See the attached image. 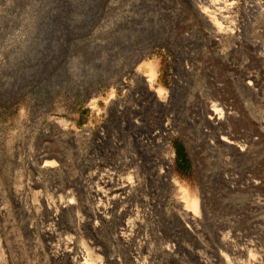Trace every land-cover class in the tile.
<instances>
[{
	"label": "rangeland",
	"instance_id": "374dc122",
	"mask_svg": "<svg viewBox=\"0 0 264 264\" xmlns=\"http://www.w3.org/2000/svg\"><path fill=\"white\" fill-rule=\"evenodd\" d=\"M200 2L0 0V264H68L52 258L67 241L89 264H226L224 235L248 249L228 262L264 264V16L240 0L234 32L219 39ZM144 64L172 97L167 108L129 72ZM212 106L230 114L245 153L218 143L228 129L207 122ZM63 124L74 133L53 127ZM156 132L166 148L143 146ZM164 157L171 191L151 179ZM132 174V200L99 211V179ZM184 198L198 203L194 237L176 214Z\"/></svg>",
	"mask_w": 264,
	"mask_h": 264
},
{
	"label": "bare ground",
	"instance_id": "6f19581e",
	"mask_svg": "<svg viewBox=\"0 0 264 264\" xmlns=\"http://www.w3.org/2000/svg\"><path fill=\"white\" fill-rule=\"evenodd\" d=\"M203 1L207 4V7L205 8V10H203L202 7H198L196 5L197 10L199 9L198 10L199 16L202 19L203 23L208 28L213 30L216 34V37H218L219 39L224 37L226 34H228V35L232 34L234 32L235 28L233 25V21L231 20L232 17H230L229 15L231 13V10H233V6L237 2H239L240 0H231V1H229V0H201V2H203ZM255 8H256V20H257V19L264 16V0H256V7ZM229 37H231V36H229ZM214 41H216V40L214 39ZM146 68H147V65L144 64V65H141L139 67V69L129 70V72L131 74H133V76H137L138 78H140L142 80L143 84L141 86V91L144 95H146V98H148V100L152 104V106L162 105L164 108H167L168 105L170 104L172 97L171 96L169 97V95L167 93L162 94V89L160 87L158 89H156L154 87L155 76H154V74H152V72H150V75H148V74L142 75L140 73L141 71H143V73H144V70ZM150 71H151V69H150ZM248 84L251 86L252 83L250 84L248 82ZM121 85L124 87L127 86L125 79H123V81L121 82ZM229 117H230V114L228 112H223L220 109H218L216 106H212L211 108H209V113H208L206 119H207V122L213 127H220V129H222V130L228 129V133L224 134L223 137H219V140H218L219 144H221L222 146L227 147L229 149H233V150L237 151V153H239V154H243L247 151L248 147L245 144L241 143L238 139H236V137L233 136L230 129L227 128V125L229 126V124H228ZM139 123H140L139 121H132V124L134 126H138ZM53 127L60 129L62 131H68V132L74 133V129L68 124H63L61 126L53 125ZM161 127H162V131H161L162 133L169 131L168 125H162ZM157 136H158L157 132L154 133L153 135H151V138L153 139L154 142H150L148 140H144V141L141 140V143L143 144V146H147V145L150 146L151 144H156V145H161L163 148H166V142L163 141V143H159L157 141ZM162 136H164V134ZM161 160L163 162L162 163L163 167L161 169H159V171L157 170L158 171L157 173L152 174L151 179H153L154 181L161 182L164 186H166L169 189V191H171V190H173V188L176 187L175 179L172 176V163L166 157H164ZM48 167H50V166H48ZM134 176L136 177L137 175L134 174ZM129 177H131V176H129ZM138 177L139 176H137V179H138ZM133 178L134 177L132 174V178H128L125 180L121 179V178H118L116 180L114 178L110 179V178H106V177L99 179L98 184L95 186L94 191H93L94 197L97 198L98 203H99V206H98L99 211H101V212L103 211V213L107 212V210L110 209L109 207L112 204H114L118 201H122V199H123L122 197H124V199L127 198V199L132 200L133 195H135V193L137 191V188H136L137 179L135 180V178L134 179ZM253 184H255V183H253ZM141 200L146 201L143 198H141ZM71 206H74L73 202L71 200L68 202L66 201L65 206L64 205H60L59 207L55 206L56 210L54 209L53 212L50 210L52 212L50 214L52 215V217L57 218L67 208L68 209L71 208ZM142 206H143V204H142ZM49 207L51 208V206H49ZM128 208H130V207H128ZM138 208H139V205L138 206L132 205L131 206V212L132 213H140V210ZM178 208H179L178 210H180L181 213L177 211L176 214L179 213V216L181 217L180 221L183 225L182 226L183 229L185 230L186 234H189L191 237H194V234L197 232V229H199L197 226L200 224V215L198 212V203L196 201H191V200H187V198H184L181 200V203L179 204ZM138 217L140 218L142 216H138ZM133 233H134V227L132 226V224L130 222H128V223L123 225L122 233L120 234L119 238L123 239L124 241L132 240ZM50 235L52 236V232ZM229 241H230V235H224L220 238V242H221L220 245L223 247V249H225L226 254L221 253L218 256H219V258L222 257L223 258L222 260L226 259V261H224L226 264L232 263V262H228L229 259H227L228 258L227 255L235 256V257L236 256L242 257L241 255H244L248 251L247 248L246 249H240V248L234 249V248L226 247L225 245L229 244L228 243ZM65 246L66 247L64 248V250H60L59 248H57V250L55 251V249H54L55 252L52 253V258L54 261L64 259L67 261L68 264H89L87 262L88 260H86V258L84 257L83 254H81V256H75L73 254L72 248L70 246V242L67 241ZM51 249H53V248H51ZM168 250H169L168 252H170L172 254V250H170V249H168ZM240 257H239V259H240ZM254 257L255 258L250 257L246 261H241V262H237V263L235 262V263L236 264H261L259 261H257V260H259L257 258V256L255 255Z\"/></svg>",
	"mask_w": 264,
	"mask_h": 264
}]
</instances>
